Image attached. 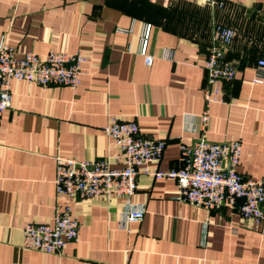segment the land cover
I'll return each mask as SVG.
<instances>
[{
  "label": "crops",
  "instance_id": "0c3cea01",
  "mask_svg": "<svg viewBox=\"0 0 264 264\" xmlns=\"http://www.w3.org/2000/svg\"><path fill=\"white\" fill-rule=\"evenodd\" d=\"M224 1L0 0V43L18 55H86L76 89L12 81V103L0 121V264H264V221L181 200L174 178L146 172L129 201L64 197L81 226L61 252L24 246V225L51 221L56 211V155L122 164L103 130L111 115L166 139L152 166L179 167L181 140L204 133L214 141L242 139L239 171L264 177V82L253 81L264 40L251 31L264 28V0ZM147 23L152 64L140 52ZM217 23L236 29L226 57L237 70L233 80L216 81L217 99L208 102L205 60ZM129 202L144 208L141 219L127 218Z\"/></svg>",
  "mask_w": 264,
  "mask_h": 264
},
{
  "label": "built area",
  "instance_id": "2783aa9c",
  "mask_svg": "<svg viewBox=\"0 0 264 264\" xmlns=\"http://www.w3.org/2000/svg\"><path fill=\"white\" fill-rule=\"evenodd\" d=\"M220 7L224 0H206ZM151 24H146L140 52L148 64L153 56L147 51ZM234 27L217 23L213 29L212 42L208 48L205 67L208 102L217 99L219 79L233 80L235 65L227 59L226 52L232 44ZM167 56H173L171 50ZM86 55L82 50L51 49L45 54L24 50L17 54L16 48L7 41L0 43V121L3 113L11 106V87L14 79L27 80L43 86L68 85L76 89L85 72L83 63ZM256 83L264 82V57L256 64ZM202 128L206 130L209 110L202 115ZM110 140L119 148L117 159L121 165H114L110 158L80 159L75 156L56 155L55 178L57 207L51 221H28L24 225V246L46 252H61L66 244L77 240L81 226L80 219L73 213L70 204H64V197L89 198L96 196H121L130 200L137 189V177L146 172L157 177L174 178L179 192L178 198L207 209L227 206L238 209L241 214L255 223L264 221V177L253 178L238 169L244 142L242 139L214 141L203 133L192 142L181 140L182 164L179 167L160 168L152 166L161 159L167 141L164 137H150L141 132L136 120H124L111 115L103 127ZM127 210L129 220H139L144 208L130 202Z\"/></svg>",
  "mask_w": 264,
  "mask_h": 264
},
{
  "label": "rangeland",
  "instance_id": "374dc122",
  "mask_svg": "<svg viewBox=\"0 0 264 264\" xmlns=\"http://www.w3.org/2000/svg\"><path fill=\"white\" fill-rule=\"evenodd\" d=\"M243 21V20H242ZM244 22V21H243ZM244 27L246 26L245 23H243ZM242 25V26H243ZM232 26V25H231ZM234 27V26H232ZM235 28V27H234ZM246 29H248V26L246 27ZM251 29V28H250ZM249 29V30H250ZM236 30V29H235ZM252 33L255 34V35H259L263 38L264 40V28H259V29H251ZM261 44H262V48L264 49V41H261ZM264 55V54H263Z\"/></svg>",
  "mask_w": 264,
  "mask_h": 264
}]
</instances>
